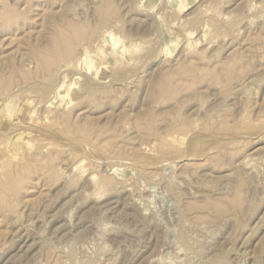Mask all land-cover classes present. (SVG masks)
I'll return each mask as SVG.
<instances>
[{"label": "rangeland", "instance_id": "374dc122", "mask_svg": "<svg viewBox=\"0 0 264 264\" xmlns=\"http://www.w3.org/2000/svg\"><path fill=\"white\" fill-rule=\"evenodd\" d=\"M0 264H264V0H0Z\"/></svg>", "mask_w": 264, "mask_h": 264}, {"label": "bare ground", "instance_id": "6f19581e", "mask_svg": "<svg viewBox=\"0 0 264 264\" xmlns=\"http://www.w3.org/2000/svg\"><path fill=\"white\" fill-rule=\"evenodd\" d=\"M181 38H182V36H181ZM114 39H115L114 36H112L111 34H109V35L105 36L104 42L106 44H109V45H111V44L115 45V42L116 41ZM53 94H55V97L53 96V100L55 99V101H57L58 98L60 97V91L59 90H56Z\"/></svg>", "mask_w": 264, "mask_h": 264}]
</instances>
